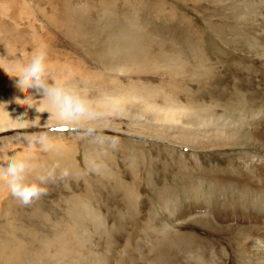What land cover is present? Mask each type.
Returning a JSON list of instances; mask_svg holds the SVG:
<instances>
[{
  "label": "rangeland",
  "instance_id": "rangeland-1",
  "mask_svg": "<svg viewBox=\"0 0 264 264\" xmlns=\"http://www.w3.org/2000/svg\"><path fill=\"white\" fill-rule=\"evenodd\" d=\"M41 45L47 75L88 101L78 124L3 71ZM0 103V156L53 172L27 206L0 183V264H241L237 239L249 252L252 214L204 209L215 183L243 205L262 183L264 0H0Z\"/></svg>",
  "mask_w": 264,
  "mask_h": 264
},
{
  "label": "clouds",
  "instance_id": "clouds-1",
  "mask_svg": "<svg viewBox=\"0 0 264 264\" xmlns=\"http://www.w3.org/2000/svg\"><path fill=\"white\" fill-rule=\"evenodd\" d=\"M46 59V48L41 45L28 53L13 71L9 72L7 69L3 71L10 77L17 78V87L34 89L39 93L46 104L43 111L53 112L72 124H78L81 117H90L88 101L75 86L47 75ZM0 107H5V104L0 103ZM46 139V136L42 134L35 142L43 145ZM32 168L33 165L24 157L0 156V183L6 185L9 194L25 206L46 194L47 189L42 185L53 175L50 170L46 175L30 178ZM62 175H67V172H62Z\"/></svg>",
  "mask_w": 264,
  "mask_h": 264
},
{
  "label": "bare ground",
  "instance_id": "bare-ground-1",
  "mask_svg": "<svg viewBox=\"0 0 264 264\" xmlns=\"http://www.w3.org/2000/svg\"><path fill=\"white\" fill-rule=\"evenodd\" d=\"M257 178L261 179L262 183H258L257 188L250 190L248 194H242L244 196L241 197H244V199L247 198L244 205L242 200L238 196H235L236 192L232 189V187L236 186L234 183L232 187L230 185L219 187L215 185V183L213 186H210V190L208 189V192L205 194L207 195V201L205 209H203H208L211 213V217H213L215 221L219 222L220 213L224 214V211L228 209L226 205H216V202L221 199L229 201V203L233 205L231 208L232 213L236 210L237 213L241 211L249 216L252 214L253 221L249 223V225L253 228L254 234H249L247 236L249 252L244 251V247L240 243L241 240L237 239L236 235L240 234H232V236H235V239H237L236 249H241L239 254L242 260L241 264H264V169L257 174ZM201 208L200 206L197 207L196 212L200 213ZM243 219L246 220L248 218L245 217ZM249 219H251V216ZM250 226H248V233L250 232Z\"/></svg>",
  "mask_w": 264,
  "mask_h": 264
}]
</instances>
